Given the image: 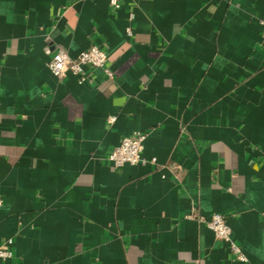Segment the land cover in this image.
Returning <instances> with one entry per match:
<instances>
[{
    "label": "crops",
    "instance_id": "0c3cea01",
    "mask_svg": "<svg viewBox=\"0 0 264 264\" xmlns=\"http://www.w3.org/2000/svg\"><path fill=\"white\" fill-rule=\"evenodd\" d=\"M262 20L264 0H0V264H264ZM90 44L111 77L51 73ZM135 131L144 161L111 166Z\"/></svg>",
    "mask_w": 264,
    "mask_h": 264
},
{
    "label": "built area",
    "instance_id": "2783aa9c",
    "mask_svg": "<svg viewBox=\"0 0 264 264\" xmlns=\"http://www.w3.org/2000/svg\"><path fill=\"white\" fill-rule=\"evenodd\" d=\"M108 2L115 10L119 9L123 4V0H108ZM131 16L132 14H130ZM261 22L264 32V20ZM126 31L130 34L129 28ZM107 59L108 55L106 51L95 44H90L75 57H70L63 48L57 47L51 52L47 66L58 79L63 78L67 72H71L77 75L79 80H84L88 76L85 68L100 69L105 76L111 77L112 72L107 66ZM114 119L115 116L110 115L107 118V122L112 123ZM144 138L145 133L141 131H135L130 135L124 136L118 144L109 149L106 156L107 162L113 167L143 162L142 150ZM151 160L153 161V159ZM261 214L264 217V210ZM199 220L212 230L215 238L228 244L230 251L237 260H245V256L231 239V228L225 222L223 215L212 213L207 217H200ZM12 256L13 252L10 241L0 242V260L6 261L12 258Z\"/></svg>",
    "mask_w": 264,
    "mask_h": 264
}]
</instances>
